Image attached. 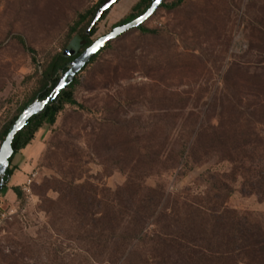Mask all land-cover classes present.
<instances>
[{
	"label": "rangeland",
	"instance_id": "obj_1",
	"mask_svg": "<svg viewBox=\"0 0 264 264\" xmlns=\"http://www.w3.org/2000/svg\"><path fill=\"white\" fill-rule=\"evenodd\" d=\"M105 1L0 0V147L52 58L94 28L92 41L109 33L141 0H119L93 27L91 17L78 24ZM175 2L165 0L145 22L150 33L113 40L77 75V104L64 105L14 156L0 191V206L16 210L0 227V264H95L85 250L110 245L89 230L99 205L86 219L89 234L72 203H59L58 181L85 184L99 198V187L116 191L132 176L264 229L256 190L264 168V0Z\"/></svg>",
	"mask_w": 264,
	"mask_h": 264
},
{
	"label": "trees",
	"instance_id": "obj_2",
	"mask_svg": "<svg viewBox=\"0 0 264 264\" xmlns=\"http://www.w3.org/2000/svg\"><path fill=\"white\" fill-rule=\"evenodd\" d=\"M153 1L138 2L133 6L129 16L115 27L139 17ZM180 2L181 0H178L172 7ZM99 7L89 15H81L78 24L88 17L93 20ZM166 7L168 6L164 4L160 8ZM105 15L106 12L100 20ZM144 24L136 30L150 33V30L144 29ZM72 31L74 32L75 28H72ZM94 33L95 28L90 36ZM90 36L74 40L70 47L52 58L48 67L38 74V89L32 99L22 106L20 113L26 106L44 98L54 89L69 64L94 42L90 40ZM14 37L26 51L33 52L23 36ZM74 42H78V48L73 47ZM109 44L96 54L84 69L93 63ZM77 82L76 76L73 83L61 93L45 113L33 116L15 136L14 155L10 161L30 143L34 134L44 124L55 123L64 105L77 104L72 92ZM17 117L4 127L2 142ZM12 175L10 166L5 177L6 183ZM258 177L257 194L264 199V168L258 172ZM58 183L60 184L59 203H72L76 219L79 218L78 221L84 224L83 228L89 234L94 232L85 228L86 219L92 217L91 209L94 205H99V218L95 220L97 224L89 230L99 229V244L105 242L110 245H99V251L87 248L85 252L89 256L87 260L90 263L98 264L100 261H105L108 264H264L263 227L249 216L241 215L223 205L206 206L208 204L204 205L202 201H183L182 195L167 196L162 188L147 187L142 183V179H134L132 176H129L127 182L116 191L99 187V198L98 194L91 188L88 189L85 184L64 181ZM14 191L18 196L22 195L18 187H15ZM2 249L0 247V256ZM138 250L140 254L137 253Z\"/></svg>",
	"mask_w": 264,
	"mask_h": 264
},
{
	"label": "water",
	"instance_id": "obj_3",
	"mask_svg": "<svg viewBox=\"0 0 264 264\" xmlns=\"http://www.w3.org/2000/svg\"><path fill=\"white\" fill-rule=\"evenodd\" d=\"M119 0H106L97 10L91 26H95L103 16L109 11ZM165 0H154L151 6L139 17L126 24L114 27L109 33L96 39L85 51H83L68 66L66 72L62 73L57 85L44 98L37 99L20 113L14 123L8 130V133L0 147V191L7 184L5 177L7 170L10 168L11 158L14 155L13 141L15 136L26 126L28 121L35 115L45 113L52 104L59 98L61 93L75 80L76 76L85 68L87 63L98 54L111 41L127 33L130 30L139 28L147 20H149L155 12L164 5Z\"/></svg>",
	"mask_w": 264,
	"mask_h": 264
},
{
	"label": "built area",
	"instance_id": "obj_4",
	"mask_svg": "<svg viewBox=\"0 0 264 264\" xmlns=\"http://www.w3.org/2000/svg\"><path fill=\"white\" fill-rule=\"evenodd\" d=\"M30 183H31V179L28 178L26 182V186H29ZM26 186L24 187V190L29 191ZM15 213H16V210H14L13 208L4 209L0 206V227H2L5 222L12 219Z\"/></svg>",
	"mask_w": 264,
	"mask_h": 264
},
{
	"label": "snow or ice",
	"instance_id": "obj_5",
	"mask_svg": "<svg viewBox=\"0 0 264 264\" xmlns=\"http://www.w3.org/2000/svg\"><path fill=\"white\" fill-rule=\"evenodd\" d=\"M157 3H159V0H157Z\"/></svg>",
	"mask_w": 264,
	"mask_h": 264
}]
</instances>
